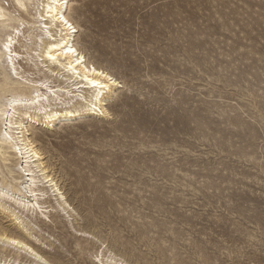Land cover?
<instances>
[{"label":"rangeland","instance_id":"obj_1","mask_svg":"<svg viewBox=\"0 0 264 264\" xmlns=\"http://www.w3.org/2000/svg\"><path fill=\"white\" fill-rule=\"evenodd\" d=\"M71 9L74 43L119 85L106 116L35 126L73 212L50 196L49 223L23 214L38 228L28 245L52 264H95L100 250L128 264H264V0ZM0 228L19 231L1 212Z\"/></svg>","mask_w":264,"mask_h":264},{"label":"bare ground","instance_id":"obj_2","mask_svg":"<svg viewBox=\"0 0 264 264\" xmlns=\"http://www.w3.org/2000/svg\"><path fill=\"white\" fill-rule=\"evenodd\" d=\"M9 1L11 8L0 0V212L12 218L19 236L0 228V251L14 255L2 254L0 264H19L21 254L30 256L32 264H52L28 245L26 237L39 243L29 232L38 228L24 224L22 216L34 215L46 225L49 215L73 210L48 175L35 126L49 130L57 121L108 115L105 101L119 83L86 60L74 43L79 25L69 12L80 0ZM50 196L61 200L59 210L45 206ZM93 262L128 264L108 250H100Z\"/></svg>","mask_w":264,"mask_h":264},{"label":"snow or ice","instance_id":"obj_3","mask_svg":"<svg viewBox=\"0 0 264 264\" xmlns=\"http://www.w3.org/2000/svg\"><path fill=\"white\" fill-rule=\"evenodd\" d=\"M67 23V22H66ZM69 27H71V25H69Z\"/></svg>","mask_w":264,"mask_h":264}]
</instances>
